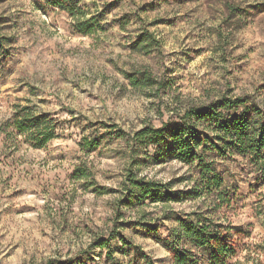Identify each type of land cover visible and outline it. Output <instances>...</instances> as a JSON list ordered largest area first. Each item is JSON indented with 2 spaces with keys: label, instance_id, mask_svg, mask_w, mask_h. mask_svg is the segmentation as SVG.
I'll return each instance as SVG.
<instances>
[{
  "label": "rangeland",
  "instance_id": "1",
  "mask_svg": "<svg viewBox=\"0 0 264 264\" xmlns=\"http://www.w3.org/2000/svg\"><path fill=\"white\" fill-rule=\"evenodd\" d=\"M66 1L67 7L62 8L52 5L49 0L46 5H42L40 0H0V40L4 44L5 52L3 58L0 55V184L11 187L18 180L24 181L25 178L47 181L56 189L53 194V205L63 212L69 197L65 195L60 198L58 196L65 185H57V179L69 182L83 180L79 191L72 199L70 212L66 217L61 216L60 218L59 231L66 232L81 225L86 230L96 231L101 222H111V218L107 217L105 212L111 210L108 204L115 203L116 223L113 224V232L120 237L121 241L124 239L129 247L122 241L123 247L109 250L112 255L116 251L121 257H125L133 251L131 247H137L141 254H145L154 264H165L166 261L167 264H176L172 252L166 248V242L171 243L169 236L175 231V229H168V222L175 220L169 217L175 214L200 212V204H204V212H206L207 209L212 208L210 201L207 200L208 202L204 203L205 200L202 198L183 197L166 203L147 201L140 206L119 205L123 194L121 186L116 185L114 179L121 173L115 172L114 169L118 167L117 159L124 155L123 149L116 150L113 157L101 158L97 161L98 156L103 157L104 155L103 152L97 151L100 147L99 141L108 137L111 142L113 137L119 139L126 135L124 130L118 124H112L111 120H91L84 125L82 131L97 125L102 127L103 131L92 141L85 138L79 143L72 142L75 144V149L80 150L75 152L72 164L68 159L73 151L72 144L66 145L65 152H57L51 158L48 157L45 149L55 141L63 143L65 139L70 140L71 134L65 138L55 129L65 123L71 125L86 120L87 117L83 112L77 115L79 108L85 107L90 111L87 109L88 102L98 101L101 95L99 87L96 92L88 93L81 100L69 87V85L75 86L69 77L75 73L85 74V69L88 67L87 53L93 47V36L97 33H109L112 39H115L116 33L110 32V29L114 27H118L120 32L124 33L121 39L127 40L126 44L116 45L122 52L129 53L130 56L142 53L136 51L134 45L145 38L149 39L152 44L150 50H159L163 45L164 54L168 56L177 55L175 50H168L169 45L184 44L188 47L186 51L182 50L179 54L188 60V65L191 67L207 53L204 47H192L191 45L198 38L202 39V33L205 31L215 32L211 28L205 30L203 25L206 20H214L216 13L223 10L224 32L217 34L219 43L215 50L223 52L220 57L222 63H228L231 58L232 67L226 75L232 77V80L228 81L225 94L213 101V104L223 99L233 101L241 98L247 100L248 105L264 112V108L261 107L264 100L256 99L264 93V0H93L91 5L81 4L80 0ZM242 4L244 7H241ZM231 7L238 8V11L230 13ZM36 11L41 13L43 23L48 25V29L55 33L44 41L42 47H37V41L34 39L30 42L39 26L35 17ZM85 21H92L93 29L89 35L79 33L76 27L78 22ZM102 21L106 23H101ZM137 25L140 27H136ZM61 47L70 54L61 55L58 50ZM81 52L85 55L81 56ZM104 56V48L98 49L95 53V60L102 61L96 64L99 70L107 69L109 72H117L123 75L125 80H129L127 76L134 73L126 71L131 61H125V67L121 68L115 64L111 56L107 59H104ZM37 59L41 60L39 65L36 64ZM58 63L60 67H57ZM197 67L201 76L204 77H212L217 71L216 67L209 69L204 64ZM39 71L45 73L41 78L45 84L43 89L24 79L25 75H35ZM195 74V72L192 73V75ZM99 83L97 81V84ZM166 83L181 94H185L188 92L191 80L174 77ZM26 88L27 95H24ZM248 88H253V92L245 91ZM53 89H66L67 94L61 99L56 96ZM80 91L82 94L87 90ZM236 93L238 95L234 96ZM28 96L38 98L36 103H31ZM57 101L63 104V108L55 112L36 113L38 105L51 109ZM69 101L77 106L70 107ZM207 106L209 105L202 104L193 109ZM27 114L33 122H40L41 133H47L52 137L49 142L42 146L38 143V140L44 137L38 134L35 123L22 124L26 131L23 134L19 131L18 123H21L22 117ZM166 124L174 125L180 122L169 121ZM196 130L214 135L209 125L208 130L201 127H197ZM90 142H97L98 146L90 149L88 145ZM171 144L168 143L170 148ZM60 146V144L56 145L57 148ZM133 151L139 153L140 149L133 148ZM83 156L87 157V162L81 164L80 160ZM241 159L240 157L215 159L216 168L221 172L224 181L226 176L230 181L228 187L232 198L230 205L222 207L216 214H227L232 220L228 227L233 228L237 233L235 240L231 234L228 240V242L231 241L229 244L235 248L234 256L223 264H253L257 249L262 250L257 264H264V244L257 239L255 234L258 226L254 225L247 215L252 211L250 205L256 206L257 215H264V200L261 198L264 187L261 188L256 184L253 169L246 161L243 164L239 163ZM136 160L140 162L138 168L155 167L161 170L164 165L178 162L172 154L164 156L161 162L153 160V157L147 159L139 154ZM73 164L76 166H72ZM94 169L105 174L94 175ZM5 171H7L6 177ZM90 176L93 178L86 179ZM189 178L190 176L178 175L173 176L168 182H174L176 185L191 184L190 187L175 188V191L187 192L193 187ZM97 190L102 194H99ZM34 193L35 189L26 183L24 186L14 188L6 196L4 189L0 188V206L8 200L22 201L14 212L9 205L4 208V213L0 214V264H36V261L21 247L20 240L29 231L28 219L36 216L41 209L47 206L39 197H35ZM107 197L114 199L106 201L103 205L97 203L98 198ZM169 205L174 207L170 208ZM157 206H164L160 215L156 214ZM121 207L126 211H120ZM82 212L84 219H81ZM13 214L23 217L24 222L19 227L14 222L11 223L8 231L5 232L6 215ZM237 215L241 217V222H237ZM117 229L123 231H116ZM12 237H15V242ZM48 237L47 231H33V240H38L41 248L52 242ZM98 239L107 240L108 237L100 235ZM249 245H252L251 251ZM166 252L170 253V256H166ZM26 256L27 259H25ZM118 261L125 263L123 259ZM190 262L194 264V260ZM136 263L139 261L136 260ZM39 264H45V262L41 261ZM46 264H95V257L88 250H84L69 261L48 260Z\"/></svg>",
  "mask_w": 264,
  "mask_h": 264
},
{
  "label": "clouds",
  "instance_id": "2",
  "mask_svg": "<svg viewBox=\"0 0 264 264\" xmlns=\"http://www.w3.org/2000/svg\"><path fill=\"white\" fill-rule=\"evenodd\" d=\"M93 0H80L81 4L91 5ZM42 5H46L47 0H40ZM241 7H244L242 4ZM95 10H93L94 12ZM223 10L216 13L214 20H206L203 28L206 30L208 28L214 29L215 32L207 33L206 31L202 33L203 38L197 39L191 46H201L207 49V53L201 56L199 60L196 61L195 65L189 67L188 60L180 55L182 50L187 49V45L184 44H172L168 46V50H175L177 55L168 56L164 54V46L162 45L159 50L153 49L145 55L143 52L136 56H130L129 53L122 52L116 45H123L127 43V40L121 39L124 33L120 32L118 27L110 29L111 33H116L115 39L109 35V33H97L93 36V47L87 53L88 67L85 69V74L75 73L71 74L69 79L74 82V87L69 85L71 90L77 95L81 100L84 99L88 93L96 92L99 87L101 95L96 103L91 101L87 104V109L85 107H80L77 115L83 112L87 117L86 120H81L78 124L73 123L71 125L65 123L61 127L55 129L57 133L63 134L65 138L71 134V139H65L63 143L61 141H55L53 144L49 145L45 151L48 157H54L57 152H65L66 145L72 144V154L68 156L69 163L72 164L75 158V152L80 151L75 149V144L72 142L79 143L87 138L88 141H92L103 128L97 125L96 127H88L83 130L84 125L91 120H102L109 121L116 125L118 124L120 128L124 130L126 135L121 136L119 139L115 137L109 142L108 137H104L99 141L100 147L97 149L98 152H103V157L98 156L99 159H108L113 157V154L118 149H123L124 155L117 159V165L114 169L115 172L121 173L119 176L115 177L114 183L120 185L123 190L125 188H132L133 185L128 179L129 175V164L130 161L135 159L136 156L142 155L147 159H151L155 155L162 153L166 145L156 139L155 142H151L145 133H141L140 136L136 134L140 132L141 129L147 128L151 131V136L153 138H158L164 136L166 140L170 143H178L183 140L184 137L181 133L179 137H172L166 131H154L157 129H164L165 124L169 121H179L181 125L190 127L191 129L201 127L204 130H208V125L203 123V119H197V113L191 112L190 109L202 104L212 105V108L208 110L205 115L214 114L219 117H227L232 111H243L242 108L231 107V101H226L224 107L214 105L213 101L225 94V89L228 86V81L232 80V77L227 76V71L232 67L231 58H229L228 63H222L220 60L223 54L220 50H215L216 45L219 43L218 33L224 32V15ZM35 17L39 22V26L36 30L35 35L30 39L37 41V47H42L44 41L53 36L55 33L48 29V25L43 23V17L39 11H36ZM101 23H106L102 21ZM136 27H140L137 25ZM105 49L104 59L108 56L112 57L115 64L119 65L121 68L125 67V61H131L128 63L126 71L128 72H142L145 74L143 78H151L149 83L140 85L133 84L131 80H125L123 75L117 72H109L107 69L99 70L96 64L102 61L95 60V53L98 49ZM61 55H68L65 49L62 47L58 49ZM81 56L85 53L81 52ZM41 60L37 59L36 64L39 65ZM204 64L209 69L216 67L217 71L212 77L201 76L198 65ZM60 67V64H57ZM64 70L63 68L61 69ZM171 70V71H169ZM195 72V75L192 73ZM45 75L43 71L37 72L35 75H25L24 79L28 80L30 83H35L37 87L43 89L45 84L42 82V77ZM174 77L188 78L191 80L188 92L181 94L177 89L169 86L166 81L173 79ZM97 81L100 83L97 84ZM123 86V88H122ZM87 90L81 94L80 90ZM122 89V90H121ZM253 88L245 89L247 92H253ZM56 96L61 99L67 94V90H57L53 89ZM24 95H27V88L25 89ZM238 95V93L234 94ZM233 96V99H234ZM51 98V97H50ZM38 98L28 96V100L35 104ZM257 100H264V93L256 97ZM251 103V101L249 102ZM70 107H76L77 105L68 102ZM261 107L264 108V103H261ZM63 108V104L57 101L51 109H46L44 105H38L36 113L40 111H57V109ZM212 109H215L213 113ZM12 111V109H10ZM26 135V134H25ZM140 141H144L143 144ZM57 144L61 146L56 147ZM133 148H139V153H134ZM209 149H205L203 145L200 146V153L202 156H207ZM179 159V155H178ZM87 157L83 156L80 163H86ZM243 164L244 160L238 161ZM72 166H76L73 164ZM43 167V165H42ZM110 167V166H109ZM131 172L136 179H142L144 181L153 182L154 186H163L161 192L171 189L175 191L178 186L190 187L191 184L185 185H168V181L173 178V176L185 175L195 177L194 183L196 186L203 187L206 182L204 177L200 174L197 163H193L188 166H184L179 162H175L171 165H164L163 170L160 168L149 167V168H138L132 167ZM94 175H104L105 173L100 172L96 169L93 170ZM5 177L7 176V171H5ZM93 177H87L86 179H92ZM83 180H76L73 182L62 181L57 179V185L64 184L65 187L58 194L60 198L65 195L69 197L68 202L65 204L63 212L60 211L53 205V194L56 189L44 180H28L24 181L18 180L11 187L0 184V188L4 189V195L13 191L16 187L24 186V184L30 185L35 189L34 196L39 197V199L47 205L45 208L41 209L36 216L28 219V224L30 225L29 231L25 233L21 240V247L26 250L28 256H31L36 264L39 262L52 260V261H69L73 257L79 255L82 251L88 250L91 255L95 257V264H106V257L110 249L114 250L123 247V242L120 237L113 232V224L116 223V205L115 203L108 204L111 208L110 211H106L105 215L111 218V222L103 221L96 231L86 230L83 225L78 226L66 232L59 231L61 216L66 217L70 212L72 206V199L75 197V193L79 191L80 185ZM230 184L227 176L225 177L224 190ZM114 198H98L97 203L105 204L106 201H112ZM212 199V207L219 204L223 199L222 189L214 188ZM207 199L204 203H207ZM22 201L20 200H8L0 206V214L4 213V208L11 206V210L19 208ZM164 206H157L156 214L160 215L163 212ZM168 207H174L169 205ZM252 211L247 213L248 218L252 220L256 227V237L258 240L264 244V215H257L255 212V205H250ZM120 211H126L124 208H120ZM148 211V209H145ZM200 214L207 216V220L204 223V229L209 233H217V235H224L226 233L231 234L232 238L235 240L237 238V233L228 227L232 223L231 218L227 214L217 215L214 212H204V204H200ZM39 217V219L37 218ZM139 218V216H137ZM81 219H84V213H81ZM237 222H241V217L237 215ZM15 223L17 227L23 224L24 218L16 216L15 214L11 216L6 215L4 231L7 232L11 223ZM223 226V227H218ZM95 227V226H94ZM168 229H178L181 232L182 239L187 240L186 243H177V247L188 248L191 253L194 254L193 260L194 264H213L212 257L210 256L211 249L216 247L217 241L211 239V235L203 243H197L189 238L190 234L184 231L179 225L178 221H169ZM47 231L49 233V239L52 241L50 244L45 245L41 248L40 242L38 240H33V231ZM15 231V229H14ZM116 231H123L117 229ZM103 235L108 237V239L101 244H98L92 248H89L93 244L94 240L98 239V236ZM173 237H169L172 240ZM13 242H15V237H12ZM7 243V242H6ZM231 243V241H229ZM106 244L107 246H102ZM39 249V251H38ZM250 251L252 250V245H249ZM257 255L253 258V264H257V261L262 254V250H256ZM100 254V255H97ZM166 256H170V253H165ZM135 256V250L130 252L127 256L121 257L119 252L114 251L113 257L116 260L123 259L125 264L127 261L131 260ZM28 257L26 256L25 259ZM167 264V261L165 262Z\"/></svg>",
  "mask_w": 264,
  "mask_h": 264
},
{
  "label": "trees",
  "instance_id": "3",
  "mask_svg": "<svg viewBox=\"0 0 264 264\" xmlns=\"http://www.w3.org/2000/svg\"><path fill=\"white\" fill-rule=\"evenodd\" d=\"M52 5L65 8L67 7L66 0H49ZM238 11V8L231 7L229 9L230 13H235ZM92 21L78 22L76 24L77 30L79 33L83 35H89L93 29L91 24ZM4 44L0 40V55L2 58L4 57ZM136 51L148 53L151 50L152 44L149 39L145 38L143 40H139L134 45ZM145 76L144 73H132L127 76L129 80L135 85L140 84L144 85L149 83L151 78H143ZM229 100H220L214 105H218L220 107L225 106V102ZM231 107L242 108L243 111L237 112L232 111L231 114L227 117H219L218 115L208 114L212 105H209L200 109H191V112L197 113V119H203V123H206L210 126V129L213 130L214 135L205 134L204 132L196 130V128L191 129L190 127H186L181 124H166L164 129H157L154 131H166L172 137H179L182 133L184 139L180 140L178 143H172L171 148L168 145L169 141L164 138V136H160L158 138H153L151 136V131L147 128L142 129L137 136H140L141 133L147 134L149 140L151 142H155L156 139L162 141L166 148L162 153H159L153 157V160L161 162L164 159V156L168 154H172L178 162H181L185 165H191L193 163H197L200 174L204 177L205 183L203 187L194 186L195 177L190 176V181H192L193 187L189 189L187 192L181 191H172L171 189H167L161 192V188L163 186H154L151 181H144L142 179H136L132 172V167H139V161L135 159L130 161L129 164V175L128 179L132 183V188H125L123 190V198L119 201V205H124L126 207L140 206L145 202L149 201L151 203H166L172 200H178L183 197L190 198H202L204 200H208L211 203L212 207V195L214 188L222 189L223 199L219 204H216L214 207L207 209L206 212H214L216 213L222 207L226 205H230L231 196L229 187L226 190L223 189L225 181L221 175V172L216 168V158H230V157H240L244 161H246L249 166L253 169V173L256 176V184L261 188L264 187V112H260L258 109L248 105L247 100L245 99H235L230 100ZM213 113L215 109H212ZM32 123L36 124V128L38 129V134H41L44 137L42 140H38L40 145H44L49 142L52 137L47 133H41L39 130L40 122H33L30 118V115H24L21 119V123L18 127L19 131L23 134L26 129L22 127V124ZM214 126V127H213ZM141 144L144 141H140ZM90 149H94L98 146L97 142H90ZM203 145L205 149H209L211 146V150L209 151L207 156H202L200 153V146ZM137 153L136 151H133ZM179 155V159H178ZM211 155V156H209ZM214 157V158H210ZM186 181V180H184ZM182 182V181H180ZM168 185H176L174 182H168ZM99 190H97L98 192ZM103 191V189H102ZM99 194L102 192L99 191ZM261 198L264 200V192L261 195ZM200 210V209H199ZM169 218H174L179 222L181 228L184 229L187 233L190 234L189 238L197 243H203L206 239L211 235V239L216 240V247L211 249L210 256L212 257L213 264H223L226 260L232 258L235 253V248L231 246L228 242L230 238V234L226 233L224 235H217V233L209 234L204 229V223L207 220V216L201 215L200 212H193L190 214H175L170 216ZM223 227V226H218ZM233 229V228H231ZM234 230V229H233ZM174 238L171 240V243L168 244L166 242V248L168 251L172 252L174 257V262L176 264H192L194 254L191 253L188 248L177 247V243H186L187 240L182 239L181 232L178 229L172 232L169 237ZM123 239V238H122ZM106 240L97 239L93 242L90 247H94L98 244H101ZM125 245L129 244L122 240ZM102 246H107L103 244ZM131 249L135 250L136 257H133L127 264H154L150 258H148L145 254H141L140 250L137 247ZM135 259V260H134ZM136 260L139 263H136ZM135 261V262H134ZM106 264H125L120 263L118 260L114 259L112 253L109 251L106 257Z\"/></svg>",
  "mask_w": 264,
  "mask_h": 264
}]
</instances>
